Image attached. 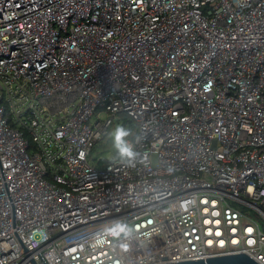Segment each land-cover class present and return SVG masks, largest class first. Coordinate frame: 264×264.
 <instances>
[{
    "label": "built area",
    "instance_id": "built-area-1",
    "mask_svg": "<svg viewBox=\"0 0 264 264\" xmlns=\"http://www.w3.org/2000/svg\"><path fill=\"white\" fill-rule=\"evenodd\" d=\"M35 248L264 264V0H0V264Z\"/></svg>",
    "mask_w": 264,
    "mask_h": 264
},
{
    "label": "water",
    "instance_id": "water-1",
    "mask_svg": "<svg viewBox=\"0 0 264 264\" xmlns=\"http://www.w3.org/2000/svg\"><path fill=\"white\" fill-rule=\"evenodd\" d=\"M35 249L38 252L41 259H43L44 263L47 264L44 258L42 257L41 253L39 252L38 248ZM165 264H258V263L244 253H238V254H230V255L216 256V257H209V258H202L195 260L165 263Z\"/></svg>",
    "mask_w": 264,
    "mask_h": 264
},
{
    "label": "clouds",
    "instance_id": "clouds-1",
    "mask_svg": "<svg viewBox=\"0 0 264 264\" xmlns=\"http://www.w3.org/2000/svg\"><path fill=\"white\" fill-rule=\"evenodd\" d=\"M110 135L113 137V142L118 149V152L122 158L128 163H132L136 156L132 146L125 139L129 135V130L123 125H117L111 132Z\"/></svg>",
    "mask_w": 264,
    "mask_h": 264
},
{
    "label": "rangeland",
    "instance_id": "rangeland-1",
    "mask_svg": "<svg viewBox=\"0 0 264 264\" xmlns=\"http://www.w3.org/2000/svg\"><path fill=\"white\" fill-rule=\"evenodd\" d=\"M120 122H121V121H119V123H120ZM117 125H118V124H116L114 127H112V128H111V131H112ZM119 125H121V124H119ZM111 131H110V132H111ZM109 136H110V138H111L112 143L110 144V146L107 147V151H105V152H103V153H100V151H98L97 153H94V154H93L94 157H98V155H100L101 158H106V159H108V160L113 159L114 154H115V151L117 150V148H116V146H115V144H114V142H113V137H112L111 135H109Z\"/></svg>",
    "mask_w": 264,
    "mask_h": 264
},
{
    "label": "trees",
    "instance_id": "trees-1",
    "mask_svg": "<svg viewBox=\"0 0 264 264\" xmlns=\"http://www.w3.org/2000/svg\"><path fill=\"white\" fill-rule=\"evenodd\" d=\"M98 151H100V153H103V152L107 151V148H106V146H103V143H101V144H98L97 146L94 147L93 153H97ZM107 161H108V159L101 158V159H99V161H97V164L98 165L105 164Z\"/></svg>",
    "mask_w": 264,
    "mask_h": 264
},
{
    "label": "snow or ice",
    "instance_id": "snow-or-ice-1",
    "mask_svg": "<svg viewBox=\"0 0 264 264\" xmlns=\"http://www.w3.org/2000/svg\"><path fill=\"white\" fill-rule=\"evenodd\" d=\"M250 231H251V229H250Z\"/></svg>",
    "mask_w": 264,
    "mask_h": 264
}]
</instances>
